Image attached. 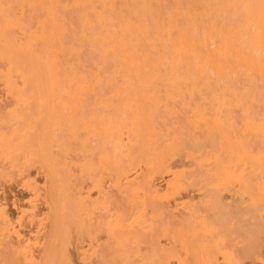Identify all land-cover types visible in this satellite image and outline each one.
<instances>
[{
    "label": "bare ground",
    "instance_id": "bare-ground-1",
    "mask_svg": "<svg viewBox=\"0 0 264 264\" xmlns=\"http://www.w3.org/2000/svg\"><path fill=\"white\" fill-rule=\"evenodd\" d=\"M73 10H79V12H82L81 22L85 34L87 32L89 33L90 43L94 51L98 53L102 60V63L97 64L94 72L90 75L81 73L80 70H75L72 74L68 73L69 75L66 72L63 73L62 71V58L65 52L68 51L69 41H71L69 40L71 38L68 37L69 24L67 22L68 18L66 17V12L70 13ZM14 30L22 31L24 39H18ZM0 62H2L4 65L3 69L0 70V81L3 82L6 92L15 97L16 104L18 106L16 109H19L18 111L15 110V112H17V114H19L20 116L13 112L14 116L16 114V116H19L18 118L24 117L23 120L29 119L26 121L24 120V124L26 126H28L30 123H33L31 124V126L29 125V127H32L30 128L32 130H28V127H25L26 129L22 127L20 128L21 130H18V128H13V131L0 133V156L3 158V160L5 159L11 163H15L19 159V161H21L22 157H25L26 155V159H29L28 157H30V159L33 161L31 154L35 155L36 157L37 154L40 155L41 151H44V159L47 158L46 160H49L50 165H52H48V176L50 181L52 182V187L56 188L54 189L50 187L49 190L50 192L52 190L51 194L54 196L55 194H53V192L57 191L56 196L58 194V198L56 196H51L53 198H50V203L52 202V213L54 214L52 219H54L53 223H55L53 224V226H55L58 236L57 234L55 235L57 241L52 239V241L50 240V242L56 241V243L54 242L51 245L49 243L48 245L50 246H46L47 249L49 248L48 253L46 252L48 254L47 262L45 261V256H47L46 254H44L45 259L43 260L45 264H62L66 261L63 257L64 250L63 245L61 244L63 242L62 237L64 238V231L65 233H67L66 230H69L68 228L66 229V224L69 223L68 226H71V223L68 222V219H70L71 217L70 215H72L70 213L73 210L71 208V206L73 207V205H71V202H73L74 200L76 201L77 199L75 198L73 200L74 196L72 195L71 190H69L70 192L68 191V189L72 188V186L70 185L71 183H67L68 176L65 177V175L67 174L62 172V170H60L59 168H56V166L58 167L59 164L57 165V161L55 159H57L60 163V167L62 161H60L58 158L54 159L53 157H51V154L52 156H55L54 153H51L52 148H50V154L49 151L47 152L48 149H46V146L43 143V147L38 146L41 145L39 144L41 142V138L44 139L47 134H51L50 131L52 130H45V128L47 129L49 127L47 126V124L50 122V120H54V123H52L53 120L51 122L52 125L49 123L50 126L53 127L54 132V134H51V136H54L55 133L60 130L59 127H61V129L64 128V125H66L67 127L71 121V124L73 125V127L71 126L72 131L71 128H68V130L70 129L69 131H71V135L72 137L74 136L73 138H75V140L78 139L77 137L80 138V133L78 134V132L83 131L86 133L96 132L103 135L106 139L122 141L124 131L127 130L130 136L132 134L131 137L134 140L135 138H137V140L141 141L139 144L142 143L145 146L148 144V147H144L146 152L149 148L150 150H153V152L151 153L154 154L146 153L148 155L150 154L149 157L146 156V159L151 160H147L148 163L150 162L147 165L149 166V168L151 167V171H149L150 174L153 175L149 177L154 178V174L159 175L161 174V172L162 174L163 172H167L169 174L172 173L173 176L174 167L171 162V159L174 156L172 155L173 151L174 154H176V149L178 148V150L180 149L179 151L181 153V148H183L184 145L181 144V140L179 141L180 143L178 142L180 144L179 145L177 143V140L175 141L176 145L164 144L165 146H163L159 144L161 139L155 137H159V134L154 133L156 132V130L160 129H157V127L159 125L158 122H160L159 118L162 114L161 113L159 115L162 103H164L165 100L169 101V99H175V102L177 100V97L180 99L184 94L186 95L184 96L187 98V92L190 89L186 88V86H190L191 90H194V92L190 90L191 93L198 92L199 90H201V87L203 88L204 85L208 86L209 81L213 82L214 80H216L214 79V77L212 78V76H214L212 75V73H215L216 75H218V77L222 76L221 79H223L222 81H224L227 77L231 78V74H228L229 72L235 73L234 75H237L238 72L240 73L242 68L248 70L250 69L251 71V68L256 67V69L254 68L253 71L258 69L261 72H264V0H19V7L15 12L9 10L5 2L3 0H0ZM107 67L112 70V74L106 78L105 73ZM245 72L248 71L246 70ZM239 73L238 75L240 76L241 73ZM225 75L227 77H223ZM257 78L259 79V77ZM104 79L109 81V83L111 84L113 104L110 107L114 108V111L116 112H122V116L120 117L119 122L113 121L110 116L100 115L94 110L93 105L96 103V100L98 101V92L101 89L100 87H102V81ZM235 79L237 80V77ZM216 82L214 83L216 84ZM221 84L224 85L225 81ZM229 84L230 83H228L227 85ZM222 85L218 83L217 86H221L219 88H222V91H224L227 87L223 88ZM161 86L162 88H164V90L161 88ZM258 87L260 88V86H257V88ZM187 89L188 91L186 92ZM258 90L256 92H258ZM224 92V97H227L229 99L228 92L231 93L233 92V90H231V92L230 90ZM184 96L182 102L185 99ZM162 97L164 98V101H162ZM232 98L235 103L237 99L242 100V98H235L236 100L234 99V97ZM232 98L230 99L231 102L230 100L225 99V101H229H226L230 104L229 106H231V104L232 106H235L233 105L235 103H232ZM179 99L177 100V103L181 102V99ZM168 101L167 103L169 105H173V102L169 101V103ZM187 103L184 100L183 107L185 106L184 104H186V107L188 108L189 106H187ZM202 104H199L200 106L194 104L196 106L194 108L197 109L195 110L193 108V110L194 113L197 111L196 113L198 116V118L195 117L194 120L198 119L197 121H200L195 122V125L198 126L199 124L200 127L206 125V130H209L210 127L211 131L209 130L210 132H207L209 134L212 132V128H217L218 125L220 129L222 128L221 130H219V128L215 129L219 130V133L217 131L218 134L221 133L218 137H221L223 146L222 148L220 146V148L224 150L223 152H226L225 154L227 156H229L227 157L224 154L229 161L234 156L235 157L233 158V161H236L234 159H236L237 155L240 153L243 159H245V163L247 160H253V156L250 157V155H252V149H249L250 145H247V140L246 142H244L245 140H234L233 138H237V136L240 137V135H237L238 133H236V131L233 132V135L232 133L230 134V132L234 130L231 129V131L230 126L224 125L227 121L225 122V120L222 119L223 124L221 123L222 121L218 118L221 119L222 117L220 116V113V115H217L218 110L216 112V116L215 114H212L211 111H209V113L211 112L210 114L212 115V117L211 115L208 116L209 113L207 114V112L205 111L209 109H207V107L205 109L206 105ZM218 105L220 104L218 103ZM201 107L203 108V110L200 109ZM54 108L57 109V112ZM187 108L184 110H187ZM191 108L190 110H192ZM219 109L221 108L219 107ZM34 110L36 111L34 112ZM58 111L60 113H58ZM213 111H215V109ZM213 115L214 118L216 117L215 120H213ZM54 116L56 119H54ZM156 118L158 119V121L155 122ZM255 118L254 120H256ZM126 120L129 122L128 125H130L131 123L130 127L127 125ZM211 120L213 121L211 122ZM254 120H249L250 122L252 121V123H250L249 121L246 122L247 125H249L248 130H250L249 133L251 134V136L253 131L252 129H257V126L255 125L258 122L254 123ZM63 121H66V124ZM56 122L58 124L60 123V125H57ZM229 122L228 124H231ZM262 123L263 122H261L260 124L262 125ZM40 124H42V126L44 125V128H42ZM53 124L55 126H53ZM192 124H194V122ZM252 124L254 125V127ZM37 127H39V129H37ZM57 127L58 130L54 131ZM223 127L225 130L223 129ZM245 128H247V126ZM41 129H44V133L45 131L46 133L44 134L43 130ZM48 129H50V127ZM215 129L213 130V133H216ZM40 130L43 134L40 132ZM226 130L228 132H226ZM158 133H161V131L159 130ZM235 133L237 135H235L236 137L234 136ZM37 135L45 136H38L39 138L37 139ZM254 135L256 134H253V136ZM55 136H57V133ZM133 136H135V138ZM50 137H46L47 139L49 138L50 141H46V138L44 139L45 143L49 142L50 147L56 142L58 144V141H60L59 138H57L58 136L56 137L57 141L54 137H51L52 139H50ZM36 139L38 142L40 140V142L36 143ZM156 139H159L160 141L158 142ZM175 139H172V141ZM51 140H54V143H52L53 141ZM211 140L212 139L210 138V141ZM218 141L220 142V139ZM257 141H255V143H257ZM59 144L62 145L63 143ZM85 144L86 146L88 145L86 142L84 143V145ZM157 144H159L160 148H157ZM37 146L40 147V149L36 148ZM166 146H168V148ZM251 147L253 146L251 145ZM37 151L40 152L36 153ZM131 151L132 150H129V152ZM236 152L239 153L236 155ZM21 153H25L23 154L25 156H23ZM28 153L31 156H28ZM19 155L21 156V158H19ZM230 155L234 156L232 157ZM48 156L53 158V161H56L55 164H51L54 162H52L51 158L48 159ZM221 158L222 157L220 154L219 156L217 155L216 159L213 158L215 161H217L214 164L218 165L215 168H219V172L223 171L229 174L233 173V175L236 176L234 172L236 170L235 168L237 167V164H235V168L232 167L233 170L230 171V165L227 164L228 161L226 162L224 160L229 167L224 164L223 158L222 161H220ZM239 159L241 160L242 158L240 157ZM19 161H17L16 163H18ZM120 161V156L116 153H104L100 156V163L104 167V169L108 168L110 170L113 168L116 169L118 167L117 170H119V167H121ZM26 162L29 163L28 161ZM141 162L143 163V161ZM244 162H242V164H244ZM248 164L249 163H247V165ZM263 164L262 166L259 165V168L264 167ZM121 168L119 171H122ZM254 169L255 168L253 167V170ZM239 170L241 171V169ZM243 171L244 170L241 171L242 173L238 171L241 175L237 173L239 177L237 175L236 179L239 178L238 180H241L240 183H243V185L246 187L245 189L247 190L250 189V185L253 184L254 181L249 182L250 180H247L245 177L247 174L244 175V172L246 171ZM261 171H263V169ZM123 174H125V172H122V175ZM126 174L123 176H126ZM218 176L220 175L218 174ZM243 176L245 178H243ZM250 177L253 176L250 175L249 178ZM178 178L181 179L180 174L175 173L174 178H171L172 180L170 179L172 182L170 181L167 186L168 188L170 187V190H174L173 192H176V194L177 191H181L179 189H182V183L184 184V182L180 181V179L178 180ZM149 179L152 180L151 178ZM231 180L233 181V179ZM249 183L251 184L249 185ZM69 185L71 186L70 188ZM184 187L185 186H183V189ZM252 187H254V185ZM259 188L260 192L264 193V185H262L261 187L259 186ZM253 189L256 190V188ZM250 190H252V188ZM259 190L257 189L258 192ZM136 191L139 192V190ZM172 191H170V195ZM66 192L71 193V195L69 193L66 194ZM155 192H158V190L156 189ZM251 192H249L250 195H252ZM258 192L255 193L259 195ZM68 194L70 196H68ZM174 194L175 193H172V195ZM71 196H73V198ZM256 196L252 197H255L257 200L258 197ZM69 197H71V199ZM68 198L69 200H71L70 203H68ZM79 202L77 204H79ZM68 204H70L69 208ZM67 213L70 215H68ZM0 216L2 217L3 222V225L0 226V233H2L1 235L5 236V234H7L9 237H11L13 233H15V231L12 227L11 220L9 219L7 213L3 208L0 209ZM67 216L70 217L67 218ZM64 218H66V220ZM218 218L219 216L217 217V219ZM219 219L216 220V217H214L213 221L215 222L212 221L211 224L220 223L222 218L220 221ZM185 223L187 224V226L189 225V223ZM121 226L123 227L124 225ZM121 226L119 225L116 228V230L119 229L120 232L119 230L113 231H116L117 233L119 232V234L116 233L117 237H120L123 234L121 233V230L122 232H124V227L121 229ZM183 229L189 230L188 228L184 227ZM53 230L55 229L53 228ZM186 230H182V234H186ZM188 232L189 231H187V233ZM180 233L181 230L179 234ZM191 233L192 232L186 234L187 237L189 235V238L191 236L190 239H186L185 237L182 238L186 235L180 234L182 236L179 237V240H181L186 249L190 247L193 249L192 253H194L193 256L195 259V263L219 264L217 258L210 251L212 247L208 246L207 242L199 240V237L198 240L196 239V237L199 236L200 233H193L196 236ZM113 234L115 235V233ZM179 234L178 236H180ZM122 236L126 235L124 234ZM18 245L20 246H15L14 244H6V246L0 249V264H31L30 262H28L29 256L26 249L23 248L24 246H21V243ZM188 251L191 253V249H188ZM247 251L248 250L245 251L244 249V252Z\"/></svg>",
    "mask_w": 264,
    "mask_h": 264
},
{
    "label": "rangeland",
    "instance_id": "rangeland-1",
    "mask_svg": "<svg viewBox=\"0 0 264 264\" xmlns=\"http://www.w3.org/2000/svg\"><path fill=\"white\" fill-rule=\"evenodd\" d=\"M3 1L5 2L6 6H8L9 10H11L12 12L17 11L19 7V0ZM66 14V17L68 18L66 19L69 24L68 37L71 38L69 39L71 41L68 40V51H66L67 53L65 52L62 58V71L63 73L66 72L67 74H72L75 70H80L81 73L90 75L94 72L96 65L102 63V60L98 53L94 51L90 43L89 33L87 32L85 34L81 22L82 12H79V10H73L70 13L66 12ZM14 31L18 39H24L22 31ZM3 67V63L0 62V70H2ZM254 68L256 69V67ZM254 68H251V71L250 69L248 70L242 68L241 71L239 69L241 73L240 76L238 75L239 72L237 73L235 71L237 75H234L235 73L229 72L228 74H231V78L227 77V74V76H223L228 78H226L227 82L226 80H224V85L221 84L222 82L224 83V81H222L223 79H221L222 76H219V79L218 75L212 73V75H214H211L212 78L214 77V79L216 80H214L213 82L209 81V84L211 86L209 84L208 86H203L201 84L203 88L200 86L201 90H197L198 92L196 93H191V91L194 92V90H191L190 86H186V88H189L191 90H189L190 95L188 89L186 90V92L188 91L187 98L185 97V94V96L183 95L185 97V102L189 103H187V106H189L188 108L186 107V104H184V107H186L187 110H184L186 108L183 107V96H181L182 98H180L182 103H177V100L179 99L178 97L175 101L176 103L174 102L175 99H172L173 101L169 99V101L173 102V105L170 104L171 106L167 103L168 100L164 101V98L162 97V101H164V103H162L161 105L159 115L161 113L162 114L159 118V125L158 127L156 126L157 129H160L156 130L155 128L156 132L154 133L159 134V137H155L161 139V141L159 139L156 140L158 142L160 141L161 143L159 142V144L163 146H165L164 144H175V141L177 140V143L181 140V144L184 145H181L184 148H181L183 152L181 150L180 153V149L178 150L177 148V153L179 151L178 154L176 153L177 156L173 151L172 155L174 156L172 159L170 158L174 167L173 176L172 173L169 174L167 172H163L162 174L161 172V174L159 175L154 174V178L149 177L152 174H150L151 167L149 168V166L147 165L150 162H147L148 159H146V156L149 157L150 154H154L151 153L153 152V150L147 148L148 151L146 152L144 147H146L148 144L146 143V146L142 143L139 144L141 141L137 140V138L133 136L135 138L134 140L131 137L132 134L130 136L127 130H125L126 133L124 131L122 141L106 139L103 135L96 132L86 133L83 131L78 132V134L80 133V138L77 137L78 139L75 140V138H73L74 136L72 137L71 135L73 127L71 121L70 123L67 121L69 124H71H68V126L70 127H66V125H64V128L66 130L64 128V130L61 129V127H59L60 130H58V127L54 130H58L56 132L58 136L57 137L55 136L56 133L54 136H51V134L53 135L54 132L53 127L50 126V124L52 125V123H54V120L52 119L53 122L52 120H50L52 117L49 119L50 124L48 123L49 125L47 124V126H49L50 129H48V127L47 129L45 128V130L52 131H50L51 134H47L46 137H54L56 141L57 138H59L60 141H58V144L56 142L51 147L49 146V142H46L49 146L48 147L44 142V139L46 137H44V139L41 138V142L39 140L40 143L37 141L39 137H43L45 135H37L36 143L41 144L42 146L37 144L40 147H43L44 144L46 146V149H48L47 152L49 151V153L50 148H52L51 153H54L56 157L52 156V154L50 153L51 157H53L54 159L58 158L60 161H62L61 169L58 160L55 159L57 162L55 160L53 161V158L48 156V159L51 158L52 162H54L51 164H55L56 162L57 165L59 164V166H56V168H59L60 170H62V172L67 174H64L65 177L68 176L67 180L69 182L67 181V183H71L70 185L72 186V188H70L71 186L69 185L70 189H68V191L71 190L72 195L74 196V198L73 196H71L73 200L75 198L77 199L76 201L74 200L75 203L74 201L71 202V205H73V207L71 206V208L73 210L70 214L72 215L67 213L71 216H67V218L70 217V219H68V222L71 223V226H68L69 223L66 224L65 222V224L67 225L66 229L68 228L69 230H66L67 233H65L64 231V238L62 237L63 242L61 244L63 245L64 250L63 257L66 260L65 263L63 262L62 264H196L193 256L194 253H192L193 249L191 247L188 248L189 250L191 249L190 253L188 249L184 247L181 240H179V237H181L182 235H186L189 232H192L191 234L200 233L199 236L196 237V239L198 240L200 238L199 240L207 242L208 246L212 247L210 251L217 258L219 264H264V193H261L259 190V186L261 187L262 185H264V167L259 168V165L262 162L264 163V158H262L264 157V72H261L258 69V71H253ZM246 70L248 72H245ZM111 74L112 70L107 67L105 77L107 78ZM234 77H237V80ZM257 77H259V79ZM230 79L232 80V82ZM214 82H216V84ZM218 83L222 85L223 88H228H226L225 90L223 89L226 92L227 90H230V92L231 90H233V92L231 93L228 92L229 99L227 97H224L225 92L222 91V88H219L221 86H217ZM228 83H230V86L227 85ZM257 86H260V88H257ZM100 88L101 89L98 92V101L96 100V103L93 105L94 110L100 115L110 116L113 121L119 122L120 117L122 116V112H116L114 111V108L110 107L113 104L111 84L109 83V81L104 79L102 81V87ZM162 89L164 90V88ZM257 90L258 92H256ZM230 97H234V99L242 98L243 101L241 99H237L239 101L238 103V101L235 99L237 103L236 104L232 98V103H235L233 104L235 106H232V104L231 106H229L230 104L227 102H229L228 100L231 99ZM225 99H228L226 100L227 102L225 101ZM192 103H194L195 105L197 104V106H200L202 103L205 104V109L206 107L207 109H209L207 111L204 110L205 112H207V114L209 113V111H211L212 114H215L216 116V112L218 110L217 115L221 114L220 116L222 118L220 119L218 118V116L217 118L221 121L222 119L225 120V122L227 121L224 125H228L231 127L230 130H234H231L232 132H230L229 130L230 134L232 133L233 135V132L236 131V133H238L237 135H240L241 138L235 133L234 136L236 135L237 138H233L234 140H245L244 142H246L247 140V145L249 144L250 147L252 145L253 147L257 148L256 149L253 147H249L250 150L252 149L254 151L255 149L254 153L251 150L252 155H250V157L253 156V160H247L248 162L246 161L245 163V159H243L241 153L238 154L239 152H236V155L238 154L236 159H234L236 161H233V158L235 157L234 155V157L230 155L233 158L231 159L232 161H229L227 158L229 156H227L225 154L226 152H223L224 150L221 149L223 146L221 137H218L221 134H218L219 130H221L222 128L220 129L219 125L217 124V128H219V130H216L217 128L214 127L212 129L214 130L216 128V133H213L212 130V134H209L207 132H210L211 129L209 127L210 131L208 129L206 130L205 123V126L202 125L203 127H200L199 124L198 126L195 125V122L200 121H197L198 119L194 120V118H198V116L196 113L197 111L194 113L193 108L196 106ZM218 103L220 105H218ZM222 105L224 106V108ZM238 105L242 106L239 107ZM218 106L221 109H219ZM17 107L18 106L16 104L15 97L6 92L3 82L0 81V133L13 131V128H18V130H21L20 128L22 127H28V130H32L30 129L32 127H29V125L31 126V124L33 123H30L29 125L27 124L28 126L24 124L25 121L29 119H24V121V117L18 118L20 115L15 112V110H19L16 109ZM190 108L192 110H190ZM213 108L215 109V111H213ZM54 109L57 112V109ZM200 109L203 110L202 107ZM35 111L36 110H34V112ZM13 112H15L19 116H16V114L14 116ZM58 113L60 112L58 111ZM210 113L208 116L211 115ZM215 118L213 120H215ZM254 118L256 120H254ZM54 119H56L55 116ZM250 119H253L254 123L258 122L257 124L259 125H255L257 126L256 128L258 130L254 128L252 129L254 131V133L252 131V136L249 133L250 130H248L249 125H247L246 123ZM213 120H211V122ZM156 121H158L157 118L155 122ZM193 122L194 124H192ZM228 122L233 125L228 124ZM261 122H263L262 125L260 124ZM128 123L129 122L127 121V125ZM221 123L223 124V121ZM250 123H252V121ZM40 125L42 126V124ZM57 125H60V123H57ZM130 125L128 126L130 127ZM43 126L42 128H44ZM53 126L55 125L53 124ZM246 126L247 128H245ZM195 127L199 128L197 129ZM68 128H71V131H69L70 129L68 130ZM37 129H39V127H37ZM41 130H43L44 133V129ZM41 130L40 132L42 133ZM159 130L161 131V133H158ZM226 132L228 131L226 130ZM253 134L256 135L253 136ZM209 136L212 139L211 141ZM51 137L50 139H52ZM218 138L220 139L221 144L218 141ZM172 139H175L173 140L174 142L172 141ZM206 139H208L209 141ZM47 140H49V138H46V141ZM51 141H53L52 143H54V140ZM255 141H257V143H255ZM85 142L88 144L87 146L86 144L84 145ZM59 143L63 144L61 145ZM253 143L255 146L253 145ZM159 144H157V148L159 147ZM38 146L36 148L40 149V147ZM166 147L168 148V146ZM129 150L132 151L129 152ZM39 152L40 151H37L36 153ZM43 152L44 151H41V154H37L36 157L35 155L31 154V156L28 153V156L30 155L33 158V161L30 159V157H28L29 159H26L27 155H23L25 153H21L25 157H22L21 161H19L20 159L17 160L19 162L16 163V161V164L11 163L5 159L3 160V158L0 156V209L3 208L5 210L12 222V227L15 231V233H13L11 237H9L7 234H5V236H2V233H0V249L6 246V244H14L15 246H20L18 244L21 243V246L23 245V248H25L27 251V254L29 256L28 262H30L31 264H45L43 259H45L44 254H46L47 256H45V261L47 262V253L49 250V248L47 249V247L54 242L56 243L57 241L55 236L57 234V231L55 226H53V224H55L53 223L54 219H52V217L54 216L51 208L52 202L50 203L51 199L56 196L57 191L53 192V194H55L54 196L51 194L52 190L51 192L49 190L50 187L54 189L56 188L52 187V182L49 179L48 165H50V162L49 160H46L47 158L44 159L45 157ZM104 153L118 154L121 159L120 165L122 167H119V170L121 168L122 171L117 170L118 167L116 169H110L111 171L108 168L104 169V167L100 163V156ZM146 153L150 154L148 155ZM219 154L223 158V161L225 160L226 162H229H227V164L230 165V169L228 168L230 171L233 170L232 167L235 168V164H237V167L235 169L240 173H242V170L246 171H243L245 173L244 175L247 174L245 176L246 179L250 180L249 182L254 181L253 184L249 183V185L251 184L250 189L252 188V190H254L253 188H256V190L252 191L250 189H247L249 190L247 191L243 183H240L241 180L239 181V178L236 179L237 175L239 174V172L236 170L234 172L236 176H234L233 173L229 174L223 171L219 172V168H215L218 165L214 164L217 162L214 159H216L217 155L219 156ZM238 156H240L242 159L240 160V157ZM19 158H21V156ZM222 158L220 159V161H222ZM45 160L47 161V163ZM26 161H28L29 163H27ZM141 161H143V163ZM225 161L224 164H226ZM242 162H244L245 166L244 164H242ZM247 163L251 165H247ZM252 163L254 166L252 165ZM262 164L260 166H262ZM252 166L255 168V171L253 170ZM237 168L241 169V171ZM262 169L263 171H261ZM122 172H125V174L127 173L126 176H123L125 174L122 175ZM175 173L180 174L181 179L178 178V180L180 179V181L184 182V184L182 183L181 185L182 189H179L181 191H177V194L176 192H173L174 190H170V187H167L170 181L174 178ZM218 174L220 176H218ZM249 174L253 177L249 178ZM245 177L243 176V178ZM149 178H151L152 180H150ZM229 178L230 180L233 179V181L231 180L230 182ZM241 185H243L244 187ZM253 185L254 187H252ZM183 186H185L184 189ZM156 189L158 190V192H155ZM257 189L259 190V192L257 191ZM136 190H139V192ZM170 191L175 194L172 195L171 193L170 195ZM69 192H66V194ZM249 192H251L252 195H250ZM255 192H258L259 195ZM260 193L261 195L263 194V199ZM69 194L71 195V193ZM69 194L68 196H70ZM252 196H256L258 198L260 196L261 197L259 199L257 198L256 200V198L254 197V199ZM56 197L58 198V194ZM71 197L69 198L71 199ZM69 198L68 203H70L71 201L69 200ZM78 202L79 204H77ZM69 206L70 204H68V208ZM218 216L219 218L220 216L222 218V220L221 218H218L219 221L221 220V224H211L214 217H216V220H218ZM64 219L66 220V218ZM185 222L189 223V225L187 226ZM2 225V217L0 216V226ZM119 225H124V232H122L121 230V233H123L122 235L125 234L126 236H122L120 234L123 237L122 238L120 236L122 239L120 237H117V234H119L120 230L118 229L119 232L117 233L116 231L118 230H116V228ZM123 227L121 226V229ZM183 227L188 228L189 230L183 229ZM53 228L55 230H53ZM114 230L116 231L113 232ZM180 230V234H182V230H186V234L180 235ZM187 231L189 232L187 233ZM113 233H115V235ZM178 234L180 236H178ZM18 236L21 239H19ZM184 237L186 239L191 238V236L189 238V235L188 237L186 235L182 238ZM51 239L56 241L50 242ZM119 240H123L124 242ZM49 243L50 245H48ZM244 249L245 251H248L244 252ZM234 260L239 262H235Z\"/></svg>",
    "mask_w": 264,
    "mask_h": 264
}]
</instances>
